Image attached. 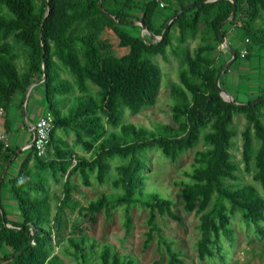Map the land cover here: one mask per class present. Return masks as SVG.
<instances>
[{
    "label": "trees",
    "instance_id": "trees-1",
    "mask_svg": "<svg viewBox=\"0 0 264 264\" xmlns=\"http://www.w3.org/2000/svg\"><path fill=\"white\" fill-rule=\"evenodd\" d=\"M163 2L168 8L175 5L166 16L160 13ZM101 5L106 14L99 9L98 0H0V108L4 114L9 113L14 98L23 97L32 83L44 78L41 85L46 108L54 117L46 155L39 157L30 149L22 162H17L16 172L11 168L19 155L15 149H3L0 143V173L10 161L7 175L0 182V264L59 262V257L52 254L49 229L53 214L44 172H49L52 180H66L55 215L57 221L62 208L71 203V176L79 174L83 184L89 186V171L99 183L110 177L111 187L120 194L114 200L100 194L78 207L80 216L104 212L110 217L111 210L119 207L129 232V209L143 207L148 212L144 245L156 235L159 244L165 246L166 264H185L156 223L157 214L175 218L171 201L157 193L142 196L147 180L142 153L157 148L166 159H177L198 141L200 112L212 115L209 131L202 137L209 148L197 152L191 170L183 172L187 181L179 182L180 196L185 210L199 218L198 259L224 261L222 241L232 245L234 239L232 216L238 214L246 225L263 233L264 198L251 184L230 187L225 181L235 180L236 167L230 154L236 136L233 118L242 114L246 121L241 132L242 160L247 170L253 161V180L264 191V123L259 119L260 109L264 118V85H260L261 95L246 104L225 101L214 81L227 61L219 64L214 52L223 39L230 45L228 34L235 32L243 48H248L243 60L251 62L260 58L259 53L264 54V0H236L235 17L230 21H226L233 9L230 0H101ZM180 10L182 13L170 23L160 41L152 42L125 29H141L133 23L142 21L148 32L160 37L166 22ZM258 22L262 24L258 26ZM200 24L203 28L199 30ZM173 28L178 31L179 46L198 31L202 41L192 55L184 50L176 82L170 83L171 115L176 128L121 124L123 108L135 114L155 105L162 73L153 58L159 56L165 61L166 50L172 46ZM106 30L115 35L120 48L127 50L124 55L116 56L111 43L102 38ZM231 49L236 60L223 75L241 58L242 49L237 45ZM20 56L24 58L22 71L17 65ZM219 86L227 90L222 77ZM62 96L67 97L61 102ZM5 127L9 129L7 124ZM57 131L71 132L76 146L89 152L90 158L77 156ZM253 140L258 147L252 157ZM115 157L122 162L110 175L109 159ZM4 189L15 204L18 223L7 220L2 206ZM96 248L93 239L72 237L63 255L77 264H141L109 244Z\"/></svg>",
    "mask_w": 264,
    "mask_h": 264
},
{
    "label": "rangeland",
    "instance_id": "rangeland-1",
    "mask_svg": "<svg viewBox=\"0 0 264 264\" xmlns=\"http://www.w3.org/2000/svg\"><path fill=\"white\" fill-rule=\"evenodd\" d=\"M166 4V2L162 3L163 7H167V10H163V7L160 6V13L165 16L170 11L168 9L175 7V5H171L168 8ZM137 24L135 22L133 23L135 26ZM261 24L258 22L257 25L260 26ZM202 28L203 25L200 24L199 30ZM125 29L133 35L150 38L146 30L131 29L129 27H125ZM171 34L172 46L166 50L165 61L159 56L153 58V62L159 67L162 73V82L155 105L144 108L135 114L123 108L121 124L131 123L135 126H143L146 128H153L157 125L176 128L171 115L170 83L176 82L179 69L184 62V50L192 55L194 50L202 44V41L198 31L196 34L190 36L183 46H179L177 29L173 28ZM238 35L235 32L228 34L230 45H227L230 48L233 45H237L240 49L244 47V44L240 43ZM102 38L107 39L111 43L116 56H122L126 53L127 50L119 47L117 38L110 30H106ZM158 39V37L153 38L154 41ZM227 45L222 43L214 52L216 54V61L219 64L228 62L231 57ZM245 49L247 51L248 48L245 47ZM255 60L257 59L248 62L241 57L237 60L236 64L230 67V71L227 74L223 75L224 72L221 74L220 78L222 77L225 82V89H227L224 91L229 93V96L225 93H220L225 101L231 100L233 103L241 105L261 95V93L259 94V90L261 89L260 85H264V68L259 67L260 63H254ZM17 65L19 71H22L24 67L23 57L20 56L18 58ZM93 91H96L95 87H93ZM66 97H59V101L62 102ZM11 109L9 111H12ZM262 113L263 109H260L259 119L264 123ZM200 118L201 125L198 141L191 149L180 154L177 159H166L157 148L147 149L142 153L145 167L143 173L147 177L142 196L146 198L151 193H157L171 201V210L175 218L157 214L156 223L161 230L163 238L171 244L174 251L181 255L185 264H264V224L261 225L263 231L261 234L252 225H246L238 214L231 217L230 228L234 233L232 245H228L226 241H222L225 247V260L221 261L218 258H213L200 261L198 259L196 243L199 239V218L193 212H187L185 210L180 196L179 182L187 181L183 172L191 170L195 154L206 151L209 148L203 143L202 137L209 131L212 115L209 112H200ZM245 123L244 115H234L233 129L236 132V136L232 140L233 146L230 149V154L231 161L236 167L235 180H226L225 183L230 187H239L247 183L251 184L264 198V191L253 180L255 173L253 161L247 170L242 160L241 132L244 130ZM60 135H62L66 146L73 150L77 156L87 160L90 158L89 152L84 151L80 146H76L71 132H63ZM257 147L258 142L253 140L252 157ZM24 158V156L18 157L14 163V168H11L12 172L17 171L15 166L19 165L18 163L22 162ZM121 162L122 160L116 157L109 159L110 175L114 167ZM6 172L3 177L7 175ZM44 175L47 178L46 181L51 197L53 224L49 231L52 240V254L59 257V262L56 264H77L73 258L63 255V248L67 245L68 238L81 236L93 239L97 243V250L102 245L109 244L121 255L130 256L141 264H166L165 246L159 244L158 236L153 235L149 244L144 245L148 232L146 225L148 212L145 208L134 206L129 209L128 212L131 218L129 232H126L124 227L123 213L119 207L111 210L110 217H106L104 212L86 214L84 216L78 214V207L96 200L102 193L108 194L107 196L110 197V200L118 197L120 191H116L111 187L109 182L110 177L105 182L99 183L94 177V172L89 171V186H85L79 174L71 176L69 180V197L71 203L62 208L61 217L56 221L55 215L64 197L66 180L64 177H58L57 180H52L50 179L49 172H44ZM2 206L6 211L7 220L11 223H18L19 214L5 189L2 191Z\"/></svg>",
    "mask_w": 264,
    "mask_h": 264
},
{
    "label": "crops",
    "instance_id": "crops-1",
    "mask_svg": "<svg viewBox=\"0 0 264 264\" xmlns=\"http://www.w3.org/2000/svg\"><path fill=\"white\" fill-rule=\"evenodd\" d=\"M259 55L260 58H257L254 63H260L259 67L264 68V54L259 53ZM41 84L40 81L32 83L23 97L18 95L14 98L12 111L7 114L3 113L0 117V131L6 135L10 143L9 149H15L16 156L19 155V158L29 153L30 149H26V146L32 143L35 124L46 108ZM5 124L8 125V130ZM57 133L62 132L57 131Z\"/></svg>",
    "mask_w": 264,
    "mask_h": 264
},
{
    "label": "built area",
    "instance_id": "built-area-1",
    "mask_svg": "<svg viewBox=\"0 0 264 264\" xmlns=\"http://www.w3.org/2000/svg\"><path fill=\"white\" fill-rule=\"evenodd\" d=\"M163 7L162 4H160ZM248 41L246 40V43ZM223 47V45H222ZM247 54L245 48L241 50V57H244ZM3 115V109L0 108V117ZM54 129V117L50 110L45 108L41 117L38 119L37 123L35 124V139L32 145H27L26 149H34L37 155L45 156L47 148L50 143V135L52 130ZM0 143L3 145V149H8L10 147V143L6 135H4L0 131Z\"/></svg>",
    "mask_w": 264,
    "mask_h": 264
},
{
    "label": "water",
    "instance_id": "water-1",
    "mask_svg": "<svg viewBox=\"0 0 264 264\" xmlns=\"http://www.w3.org/2000/svg\"><path fill=\"white\" fill-rule=\"evenodd\" d=\"M230 1H231V3H232L233 9H232V12H231L230 16L228 17V19H227L226 21H230V20H232V19L235 17V12H236V0H230ZM191 6H192V4L189 5L187 8H190ZM98 7H99V9H100L104 14H106V13L103 11V9H102L101 0H98ZM48 11H49V9H48ZM180 13H182V10H180L177 14L173 15L172 17H170V19L166 22V24H165V26H164V29H163V31H162V34H161L160 37H158L159 39H158L157 41H160V40L163 38V36L165 35V33H166V31H167V29H168L170 23H171V22H172V21L178 16V14H180ZM142 23H143V22L140 21V23H138V24L141 26V29H142L143 31H145V30L147 31V28H146ZM147 33L150 35V39H151L152 42H157V41H154V40H153L154 36H153L150 32L147 31ZM222 43H224V44H226V45L228 44V43L226 42L225 39L222 40ZM227 46H228V45H227ZM227 49H228V51H229V53H230V55H231V58H230V60H229V61H228L223 67H222V69L220 70V72L216 75L214 83H215V86L217 87V89L219 90L220 93H225L227 96H229V93L226 92V91H224V90H222V89L220 88V86H219V78H220L221 74H222L225 70H227V68H228V67H229V66H230V65L236 60V54H235L234 50L231 49L229 46L227 47ZM43 80H44V78H42V79L40 80V82H43ZM262 100H264V98H263ZM227 101L233 103L231 100H227ZM259 102H260V101H258L257 103H259ZM234 104H236V103H234ZM34 139H35V131L33 132V141H32V143H31L30 145L33 144ZM9 164H10V161H8V162L4 165V167H3L2 171H1V173H0V182L2 181V179H3V175H4L5 171H7V168H8V166H9ZM1 213H2V211H1ZM32 235H33V237H35V229H34V228L32 229Z\"/></svg>",
    "mask_w": 264,
    "mask_h": 264
}]
</instances>
